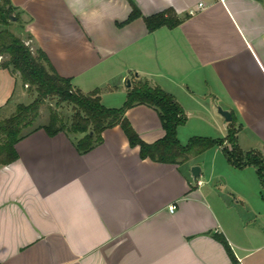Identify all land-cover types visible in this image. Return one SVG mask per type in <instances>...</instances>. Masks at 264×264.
Returning a JSON list of instances; mask_svg holds the SVG:
<instances>
[{
  "label": "crops",
  "instance_id": "1",
  "mask_svg": "<svg viewBox=\"0 0 264 264\" xmlns=\"http://www.w3.org/2000/svg\"><path fill=\"white\" fill-rule=\"evenodd\" d=\"M9 1L17 37L31 38L76 89L99 90L104 107L122 108L136 77L182 106L183 146L192 119L197 137L220 130L225 140L221 108L235 117L241 151L264 158V0H132L143 18L172 10L183 20L154 33L143 18L126 24L129 0ZM24 95L20 79L0 68V115ZM126 117L146 144L165 137L154 110L138 106ZM81 138L37 130L16 146L17 162L0 165V264H232L221 235L238 264H264L256 168L231 166L224 188L206 190L191 170L207 152L163 165L141 160L119 127L86 155L76 148Z\"/></svg>",
  "mask_w": 264,
  "mask_h": 264
},
{
  "label": "trees",
  "instance_id": "2",
  "mask_svg": "<svg viewBox=\"0 0 264 264\" xmlns=\"http://www.w3.org/2000/svg\"><path fill=\"white\" fill-rule=\"evenodd\" d=\"M132 13L126 24L141 19L142 14L132 0H129ZM149 33L162 28L174 30L182 25L183 20L172 10L143 18ZM19 22L9 0H0V58H7L0 65L18 75L29 91L36 92L37 97L30 105H18L15 114L0 121V165L9 166L18 161L16 146L28 135L44 130L54 138L61 133L81 135L76 148L81 155L92 152L103 144V134L107 130L119 127L126 136L132 149L139 148L140 158L163 165H181L191 158L221 148L228 163L237 170L247 167L257 169L264 189V158L260 153H243L238 146L235 117L229 124L228 136L225 140L193 137L186 146L178 140L179 128L185 126L188 117L175 98L160 87H151L149 82L133 77L132 89L127 100L120 109H108L102 105L100 91L85 94L76 89L70 79L62 78L54 70L46 54L41 50L32 51L26 41L15 36L11 30ZM57 99L73 109V115L66 123L56 112H52L46 126L35 125L40 118V110L48 99ZM146 106L154 110L161 121L165 137L152 144H146L126 117L129 110ZM229 255L232 264H238L234 252L224 236H215Z\"/></svg>",
  "mask_w": 264,
  "mask_h": 264
},
{
  "label": "rangeland",
  "instance_id": "3",
  "mask_svg": "<svg viewBox=\"0 0 264 264\" xmlns=\"http://www.w3.org/2000/svg\"><path fill=\"white\" fill-rule=\"evenodd\" d=\"M17 28L18 27L16 25H13L11 28V30L13 31L16 37L17 35H19V30ZM23 39L26 40L27 38L24 37ZM26 44L27 46L33 49V46L31 43H28V41H26ZM33 51L35 50L33 49ZM0 59H1L0 65L7 60V58H0ZM16 76L20 79L18 75ZM24 91H25V95H24L25 98H23L20 103L23 105H30L36 99L37 94L34 91L30 92L29 88L25 86H24ZM17 106L18 105L12 107L5 114L0 115V121L12 117L16 112ZM52 112L58 113L64 119L66 123H69V120L71 119L73 115L72 107L65 105V104H59L57 99H53V98L48 99L45 105L40 110V118L38 119L35 125V128L39 126L48 125L49 118ZM218 114H219V109H218ZM209 125H212V124H209ZM198 128H199V122L195 119H192L190 124L188 125V128L186 129L187 135L189 134V135H193L192 137H195V136L197 137L198 135H196V130H198ZM200 133L204 135H208L212 139H221L222 137L225 136V134H222L220 130H217V131L211 130L210 132L207 131V132H200ZM197 160H198V163L201 165L197 167H199L201 171L203 170L201 178L199 179L202 180L207 186V187L205 186L206 190L222 189L225 186V180L232 177L230 172H234V171L231 168V165L228 163L222 151H218V153L215 154V151L211 150L207 152L202 158H199Z\"/></svg>",
  "mask_w": 264,
  "mask_h": 264
},
{
  "label": "water",
  "instance_id": "4",
  "mask_svg": "<svg viewBox=\"0 0 264 264\" xmlns=\"http://www.w3.org/2000/svg\"><path fill=\"white\" fill-rule=\"evenodd\" d=\"M16 22V20H14ZM131 87L130 82H128V88ZM219 114L225 119L227 123H232V115L229 112L223 111L221 108H219ZM191 174L194 178V180H198L201 175V169L199 167H194L191 170Z\"/></svg>",
  "mask_w": 264,
  "mask_h": 264
},
{
  "label": "built area",
  "instance_id": "5",
  "mask_svg": "<svg viewBox=\"0 0 264 264\" xmlns=\"http://www.w3.org/2000/svg\"><path fill=\"white\" fill-rule=\"evenodd\" d=\"M203 8V5H199V8L197 9V10H191L189 13H188V16L189 17H193V16H195L198 12H199V10H201ZM0 61H1V59H0ZM175 211V208H172L171 209V212H174Z\"/></svg>",
  "mask_w": 264,
  "mask_h": 264
}]
</instances>
